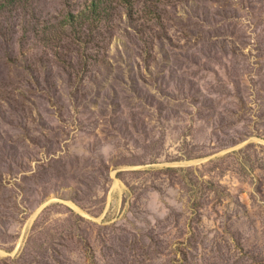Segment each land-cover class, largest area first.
I'll return each instance as SVG.
<instances>
[{"label":"rangeland","instance_id":"374dc122","mask_svg":"<svg viewBox=\"0 0 264 264\" xmlns=\"http://www.w3.org/2000/svg\"><path fill=\"white\" fill-rule=\"evenodd\" d=\"M0 264H264V0H0Z\"/></svg>","mask_w":264,"mask_h":264}]
</instances>
